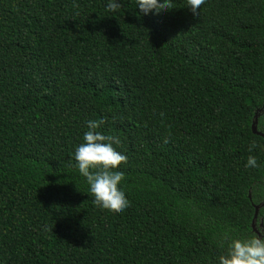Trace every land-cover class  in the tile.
I'll return each instance as SVG.
<instances>
[{"label":"trees","instance_id":"1","mask_svg":"<svg viewBox=\"0 0 264 264\" xmlns=\"http://www.w3.org/2000/svg\"><path fill=\"white\" fill-rule=\"evenodd\" d=\"M106 3L0 0V264H217L264 236V0ZM88 120L127 156L122 211L76 165Z\"/></svg>","mask_w":264,"mask_h":264},{"label":"clouds","instance_id":"2","mask_svg":"<svg viewBox=\"0 0 264 264\" xmlns=\"http://www.w3.org/2000/svg\"><path fill=\"white\" fill-rule=\"evenodd\" d=\"M204 0H187L185 7L193 17L198 15ZM171 0H136L139 16L168 10ZM110 12L121 7V0H107L105 5ZM102 121H86L82 142L75 146L73 153L79 173L86 179L93 203L104 209L122 211L129 200L122 186L125 173L118 165L127 159L116 145L119 138L99 131ZM255 144H250L246 167H258L257 156L252 154ZM226 238V236L224 237ZM217 264H264V236L251 234L246 237H233L226 251L217 257Z\"/></svg>","mask_w":264,"mask_h":264},{"label":"water","instance_id":"3","mask_svg":"<svg viewBox=\"0 0 264 264\" xmlns=\"http://www.w3.org/2000/svg\"><path fill=\"white\" fill-rule=\"evenodd\" d=\"M251 129H252V132H253L254 134L259 135V136H262V137L264 138V133L261 132V131H259V130L256 128L255 123L252 124ZM257 212H258V206L256 205V206H255V214H254V218L257 216ZM256 231H257V230H256ZM257 233H258V232H257Z\"/></svg>","mask_w":264,"mask_h":264}]
</instances>
